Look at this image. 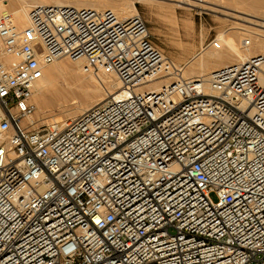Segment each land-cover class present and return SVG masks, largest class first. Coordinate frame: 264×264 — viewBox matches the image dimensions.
I'll return each instance as SVG.
<instances>
[{"label":"built area","instance_id":"built-area-1","mask_svg":"<svg viewBox=\"0 0 264 264\" xmlns=\"http://www.w3.org/2000/svg\"><path fill=\"white\" fill-rule=\"evenodd\" d=\"M62 58L122 86L35 127L34 89ZM174 67L140 14L0 16V264H264V52L147 86Z\"/></svg>","mask_w":264,"mask_h":264},{"label":"bare ground","instance_id":"bare-ground-1","mask_svg":"<svg viewBox=\"0 0 264 264\" xmlns=\"http://www.w3.org/2000/svg\"><path fill=\"white\" fill-rule=\"evenodd\" d=\"M172 1H175V3H171V8L173 9L174 13L176 12L177 8L185 9V13L190 15L191 18L194 16V14L191 12V9L193 8L211 10L220 13L222 16L224 15L225 17L219 15L218 18H220L224 24L227 23L226 25L229 26V30L223 37L218 39L215 43L213 42L214 44L212 43L211 46L204 48L199 53H197V51L192 52V46L187 48L186 52L190 55L187 60L190 61H186L182 68L174 67L170 73L161 75L153 83L148 84V87L159 89L161 83L163 84L171 82L175 75H179L185 79H188L189 77H196L197 79H203L208 82L210 74L214 70L229 64L245 62L252 55L264 52V0ZM211 2H213L212 4H217L219 7L221 6L223 8H227V10L214 7L210 5ZM48 4L90 7L95 9L109 8L114 10L121 18L130 17L138 13L137 8L133 5V1L130 0H0V14H13L17 25L19 27H24L27 25L28 13L32 8L38 5ZM228 8L231 10L234 8V10H237L243 14L241 15L233 13L234 10L233 12H230L231 10L229 11ZM233 18L239 21H235ZM183 29L186 35H192L195 33L196 28L193 20L185 21L183 23ZM247 39H252L251 46L246 47L244 45V42ZM86 62V60H80L76 63L81 68L90 71L91 78L95 79V76L93 75L94 70L92 72L93 67L90 69L91 64L85 65ZM66 68L67 66L63 59H58L45 67L44 76L36 85L33 97L35 102L38 104V112L42 113V115H45L48 110H51L56 101H61L64 99L62 96L64 95L62 94V91H64L65 88H62L63 86L60 84V78L62 77ZM104 74L108 79L106 82H104L107 85V88L104 89L107 91V93L104 92V94L101 91H95L97 93L94 92V95H88L84 100L82 99V102L76 104V106L72 109V115L69 118L65 117L64 120L62 118V123H65L68 120H75L94 105L104 101L108 95L116 93L121 88L122 82L116 74ZM91 93L93 92L91 91ZM31 120L35 123L33 116Z\"/></svg>","mask_w":264,"mask_h":264},{"label":"rangeland","instance_id":"rangeland-1","mask_svg":"<svg viewBox=\"0 0 264 264\" xmlns=\"http://www.w3.org/2000/svg\"><path fill=\"white\" fill-rule=\"evenodd\" d=\"M130 1H133V5L137 8V14H140L146 20L154 43L164 52L168 58L172 59V62L178 68H182L186 61H190L187 60L190 56L189 53L186 52L187 48L192 46V52L197 51V53H199L204 48L211 46L213 42L215 43L218 39L223 37L229 30V26L226 25L227 23L224 24L223 21L218 18L219 15H222L211 10L193 8L191 9V12L194 14V16L191 18L190 15L185 13V9L177 8L176 12L174 13L173 9L171 8V3H175V1L172 0ZM212 3L213 2H211L210 5L219 7L217 4L215 5ZM219 8L227 10V8H223L221 6ZM228 10L230 11L231 9L228 8ZM233 10L234 8L230 12H233ZM233 13L241 14L237 10H234ZM3 14L1 13L0 16ZM222 17L225 16L223 15ZM192 20L195 23V33L192 35H186L183 29V23L185 21ZM233 20L239 21L234 18ZM62 59L67 66L65 72L60 78V84L63 86L62 88L66 89L62 91V94H64L62 95L64 99H62L64 101L61 100V96V101H56L51 110H48L45 115H42V113L38 112V104L33 99L37 106V110L33 116L35 119V127H41L43 125L47 126L51 125V123H62V118L63 120L65 117L69 118L72 115V109L76 106V104L82 102L88 95H94L95 91L107 93V91L104 90L107 88V85L104 82L108 80L104 74L106 72L97 71L92 65H90L89 62H86L85 65H90V69L93 67L92 72L94 70L93 75L95 76V79H92L90 71L81 68L76 63V61L74 62L69 58ZM91 91L93 93H91ZM213 198L216 200L215 195H213Z\"/></svg>","mask_w":264,"mask_h":264}]
</instances>
